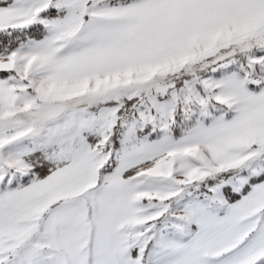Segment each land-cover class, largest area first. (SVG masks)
I'll list each match as a JSON object with an SVG mask.
<instances>
[{
    "label": "snow or ice",
    "instance_id": "1",
    "mask_svg": "<svg viewBox=\"0 0 264 264\" xmlns=\"http://www.w3.org/2000/svg\"><path fill=\"white\" fill-rule=\"evenodd\" d=\"M0 264H264V0H0Z\"/></svg>",
    "mask_w": 264,
    "mask_h": 264
}]
</instances>
